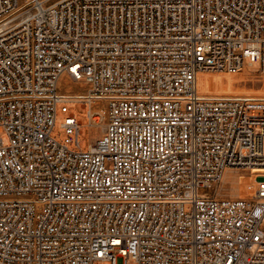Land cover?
<instances>
[{"label":"built area","instance_id":"obj_1","mask_svg":"<svg viewBox=\"0 0 264 264\" xmlns=\"http://www.w3.org/2000/svg\"><path fill=\"white\" fill-rule=\"evenodd\" d=\"M249 65L264 0H0V264H264V177L211 192L264 170V95L198 86ZM70 104L105 121L88 150L74 113L52 136Z\"/></svg>","mask_w":264,"mask_h":264},{"label":"rangeland","instance_id":"obj_2","mask_svg":"<svg viewBox=\"0 0 264 264\" xmlns=\"http://www.w3.org/2000/svg\"><path fill=\"white\" fill-rule=\"evenodd\" d=\"M248 64V60L245 61ZM209 74L217 86L212 89V94L219 95L225 93H242L253 95H264V85L255 83L258 80L264 78V71L260 69L245 68L237 74L221 73L217 71L205 72ZM225 78V82L222 85H218L217 81ZM221 78V79H220ZM255 83V84H254ZM234 84V86L232 85ZM86 86V85H85ZM207 92V91H206ZM69 113L76 114V118L81 122L79 141L81 142V148H78L75 143L70 145L73 150H88L92 141L100 135L104 127V119L101 124L90 130L88 127V107L83 108L82 104H70L69 112L64 113L61 110V105L57 107V116L55 126L52 130V136L59 142H64L68 137L66 130L62 127V123ZM97 128V129H96ZM0 136L7 141V136L2 127H0ZM264 177V171L251 170V169H232L226 172L221 182L215 184L211 189L214 196L218 198H251L255 194L256 184L259 178ZM97 264H109V263H97Z\"/></svg>","mask_w":264,"mask_h":264},{"label":"bare ground","instance_id":"obj_3","mask_svg":"<svg viewBox=\"0 0 264 264\" xmlns=\"http://www.w3.org/2000/svg\"><path fill=\"white\" fill-rule=\"evenodd\" d=\"M247 67L253 68V69L257 70V68L255 66H251V65L246 66L243 69H245ZM205 72H211V70H203V71L199 72V74H198V78H199V81H198L199 90L201 92H203V93L212 94V89L215 88V87H217V86H215V87L213 86V84H215L214 83L215 81L213 82L211 76L209 74L205 73ZM217 72H221L222 74L223 73H228L226 71H217ZM224 82H225V78L223 77L222 80L217 81V84L219 83L218 85L220 86V85L224 84ZM255 83H260V84L264 85V78L261 79V80L256 81ZM232 85L234 86V84H232ZM60 87L65 92H73L72 93V96H71L73 98H78L80 96L79 95L80 94L79 92H81L82 90H85V88H86L85 84H83L81 82L74 81V80H72L71 78H69L67 76H62V78L60 80ZM63 95H66V93H63ZM99 112H100L101 115H104V110L103 109L100 110ZM88 116H89V110H88ZM251 170H261V171H264L263 169H260V168H254V169H251Z\"/></svg>","mask_w":264,"mask_h":264}]
</instances>
